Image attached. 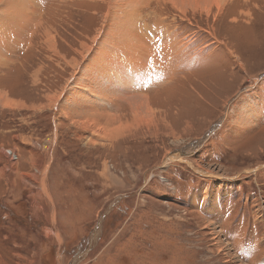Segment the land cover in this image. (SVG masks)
I'll list each match as a JSON object with an SVG mask.
<instances>
[{
    "label": "rangeland",
    "instance_id": "374dc122",
    "mask_svg": "<svg viewBox=\"0 0 264 264\" xmlns=\"http://www.w3.org/2000/svg\"><path fill=\"white\" fill-rule=\"evenodd\" d=\"M118 1L0 2V264H264V0Z\"/></svg>",
    "mask_w": 264,
    "mask_h": 264
},
{
    "label": "bare ground",
    "instance_id": "6f19581e",
    "mask_svg": "<svg viewBox=\"0 0 264 264\" xmlns=\"http://www.w3.org/2000/svg\"><path fill=\"white\" fill-rule=\"evenodd\" d=\"M8 2V1H10V0H0V2ZM26 1H29L30 2V4H32V0H15V3L17 4V5H22V4H26ZM169 2L176 8V9H178L179 11H185L187 8H191V9H195V10H197V9H199V8H203L202 7V5H203V3L204 4H208V2H210V0H169ZM130 3H133V1L132 0H127V1H118V2H116V6L114 7V11H115V13H114V11L111 13V15L109 16V17H111V19L115 22V25H113V26H111L110 27V29L108 30V28H109V25H108V23H107V26H106V30H105V32H104V39L106 40L108 37H110L111 39H112V46H113V48L110 50V51H112V50H114L115 48H117L116 47V45H118L117 44V38H118V34L115 32L114 33V31H113V27H116V30H117V28L118 27H120V25L119 24H116V21L117 20H120L121 18H122V16L125 14V11H126V9H125V6H127L128 4H130ZM1 8L3 7V6H0ZM205 7V6H204ZM206 8V7H205ZM205 8H203V9H205ZM128 14V13H127ZM13 19V18H12ZM123 19V18H122ZM125 19V18H124ZM15 20H11V23L12 22H14ZM16 22H21V21H16ZM128 22V21H127ZM125 23V22H124ZM129 23V22H128ZM133 23V22H132ZM17 23H15L14 25H16ZM135 24V23H134ZM16 26H18V25H16ZM24 23L22 24V26H21V28L22 29H24ZM125 26V25H124ZM129 26H132V25H129ZM128 26V27H129ZM12 27V26H11ZM18 27H20V26H18ZM131 28V27H130ZM13 31V30H12ZM13 33H14V31H13ZM2 36V35H1ZM130 37V36H129ZM120 38H122V37H120ZM119 38V39H120ZM125 38V37H124ZM103 39V38H102ZM125 40H126V38H125ZM140 41H141V39H140ZM126 42H128V40L126 41ZM125 42V43H126ZM131 42H132V40H131ZM103 44H99V41L97 42V46L95 47V50L94 51H102V49H103V46H102ZM134 45H136L135 43H134ZM136 47V46H135ZM129 48H131V47H129ZM117 49H120V50H123V52L125 53V55L127 56V61L130 63H136V57L134 58V55H132L128 50H124L123 48H120V47H118ZM132 49V48H131ZM148 49H150V48H148ZM147 49V50H148ZM133 50V49H132ZM139 50V49H138ZM146 50V51H147ZM152 50V49H151ZM90 52V49L88 50V47H84V50H83V52H82V56H83V54L85 53V52ZM104 51V50H103ZM110 51H108V50H106V53L102 56V59L100 60V57H97V62H96V65H99L98 66V68H100V72H99V74H98V77L99 78H101L102 77V74H101V72L102 71H104L106 74H111L112 76H113V79L114 80H116V79H120V80H122L123 81V84L125 83V81L124 80H128V77L126 76V75H124V73H126V72H128L129 70H132V68H133V70H134V68H135V66H138V65H132V66H130V67H124V63H119L120 61H118V59H117V56H116V58H115V55H118L119 54V52H117V51H113V52H110ZM140 51V50H139ZM136 52V51H135ZM145 52V51H144ZM87 54V53H86ZM135 54V53H134ZM141 54V53H140ZM143 54V53H142ZM124 55V54H123ZM146 55V54H145ZM145 55H139V56H141L140 58L142 59V57H145ZM121 56H122V54H121ZM115 58V59H114ZM133 58V59H132ZM100 60V61H99ZM104 60H105V63H104ZM100 62V63H99ZM103 63H104V67H103ZM143 63V62H142ZM127 66H129V64H126ZM142 66V65H141ZM88 68V66H86L84 69H87ZM138 98V100H139V102L136 100V99H130L129 100V103H131L132 104V106H131V108H132V113L134 114V120H135V122H136V116H138L139 115V113H140V108H141V106H143V104H146V101H144V98H142V97H137ZM57 100V99H56ZM143 100V101H142ZM54 102V101H53ZM6 105H7V107L9 106V107H11L10 105H11V103L10 102H7L6 103ZM5 105V106H6ZM141 105V106H140ZM149 111L147 110V113H148ZM150 113V112H149ZM138 119V118H137ZM173 160H181L182 161V158L179 156V155H173V156H171V157H168V159H167V162H170V161H172L173 162ZM166 162V163H167ZM208 176H211V174L210 175H208ZM214 229V228H213ZM216 229V228H215ZM214 229V233H215V230ZM215 235V241H216V247L218 248V249H220V251L221 252H224V254L226 255V256H228V257H230V258H232L233 257V254L231 253V251H230V249L228 248V244H227V242H224V240H222V236H221V233L220 232H217L216 234H214Z\"/></svg>",
    "mask_w": 264,
    "mask_h": 264
},
{
    "label": "crops",
    "instance_id": "0c3cea01",
    "mask_svg": "<svg viewBox=\"0 0 264 264\" xmlns=\"http://www.w3.org/2000/svg\"><path fill=\"white\" fill-rule=\"evenodd\" d=\"M27 51H28V50H27ZM26 54H27V53H26ZM26 54H25V55H26ZM219 123H221V121H220ZM222 123H223V122H222ZM222 123H221L219 126H221ZM198 142H199V141H198ZM198 142L196 143V141H195V142H194L195 144L193 143V144H194L193 146L202 145V144H198ZM193 148L195 149V148H198V147H190V148H187V149H183L181 152H182L183 155L188 156L187 154H184V152H185V151H188V150H191V149H193ZM44 199L49 201V199L46 198V197H44Z\"/></svg>",
    "mask_w": 264,
    "mask_h": 264
},
{
    "label": "water",
    "instance_id": "95a60500",
    "mask_svg": "<svg viewBox=\"0 0 264 264\" xmlns=\"http://www.w3.org/2000/svg\"><path fill=\"white\" fill-rule=\"evenodd\" d=\"M263 77H264V75H263ZM220 124H221V123H217V124L215 125V127L218 128ZM213 130H214V129H213ZM212 133H213V132H212ZM206 139H207V138L203 139L202 141H205Z\"/></svg>",
    "mask_w": 264,
    "mask_h": 264
},
{
    "label": "built area",
    "instance_id": "2783aa9c",
    "mask_svg": "<svg viewBox=\"0 0 264 264\" xmlns=\"http://www.w3.org/2000/svg\"><path fill=\"white\" fill-rule=\"evenodd\" d=\"M9 154L13 156V153L11 151H9Z\"/></svg>",
    "mask_w": 264,
    "mask_h": 264
}]
</instances>
